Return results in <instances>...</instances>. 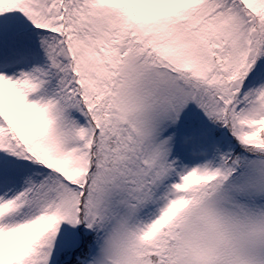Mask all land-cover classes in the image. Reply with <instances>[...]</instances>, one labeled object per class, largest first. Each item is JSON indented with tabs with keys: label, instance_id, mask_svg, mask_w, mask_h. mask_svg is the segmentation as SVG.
Wrapping results in <instances>:
<instances>
[{
	"label": "snow or ice",
	"instance_id": "snow-or-ice-1",
	"mask_svg": "<svg viewBox=\"0 0 264 264\" xmlns=\"http://www.w3.org/2000/svg\"><path fill=\"white\" fill-rule=\"evenodd\" d=\"M0 264H264V0H0Z\"/></svg>",
	"mask_w": 264,
	"mask_h": 264
}]
</instances>
